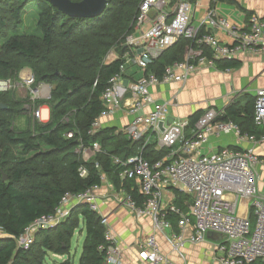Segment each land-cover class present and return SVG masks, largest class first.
Listing matches in <instances>:
<instances>
[{
  "label": "built area",
  "instance_id": "built-area-1",
  "mask_svg": "<svg viewBox=\"0 0 264 264\" xmlns=\"http://www.w3.org/2000/svg\"><path fill=\"white\" fill-rule=\"evenodd\" d=\"M209 1L217 4L219 0ZM135 31L139 34L126 38L128 52L121 71L110 79L109 87L102 95L105 112L94 122L89 133L95 135L102 128V117L127 109L132 119L121 131L134 142H144L141 153L125 161L114 159L115 164L124 167L121 178L133 179L140 195L145 198L140 206L132 194L121 189L114 196L116 202L138 220L148 217L153 221L155 232L143 238L140 259L144 264H173L163 254L156 235L157 232L171 230L169 217L172 215L178 218L179 225V231L168 238L174 252L182 254L187 245L205 243L208 234L214 233L223 237L218 244L219 251L228 253L219 259L222 264H254L257 261L264 264V191L259 186L262 159L254 150L225 147L208 152L213 136L235 134L241 137L240 127L232 122L218 121L221 113L211 110L198 121L196 130L186 136L190 121L174 119L168 124L169 105L156 101L152 93V87L156 85L188 81L201 66L218 69L220 62H242L249 55L264 53V21L252 14L250 28L244 29L212 7L207 17L195 24L191 0H144ZM217 31L225 34L229 41H221L215 35ZM182 39L195 43L185 60L169 66L162 78L149 73L148 69L154 61ZM206 51H210L211 56ZM127 60L128 65L136 66L144 73L140 79L127 80ZM35 83V77L29 75L26 84L31 87ZM12 87L9 81H0V92ZM40 87L42 91L46 88L49 91L45 84ZM126 93L130 96V103L124 102ZM149 107H152L151 112L145 113ZM35 116L42 119L43 110H36ZM255 123L264 128V89L256 94ZM150 135L157 136V150L169 152L156 163L147 160L142 153L150 143ZM178 144V149H175ZM93 149L101 152L98 143L93 145ZM80 171L82 176H88L86 169L81 168ZM99 188L67 194L53 214L27 228L18 240L19 247L29 250L37 232L60 226L77 207L89 206L99 214L100 197L95 192ZM167 192L192 198L190 211L186 212L167 201ZM242 202L247 206L246 216L240 214ZM252 215L255 224L251 220ZM102 224L106 241L110 244L105 249V264H123V248L111 232L113 228L108 218L102 217Z\"/></svg>",
  "mask_w": 264,
  "mask_h": 264
},
{
  "label": "trees",
  "instance_id": "trees-1",
  "mask_svg": "<svg viewBox=\"0 0 264 264\" xmlns=\"http://www.w3.org/2000/svg\"><path fill=\"white\" fill-rule=\"evenodd\" d=\"M108 1L100 17L73 18L47 0H0V71L13 76V72L28 66L33 69L37 84L53 87L51 99L42 102L50 107L51 120L39 125L42 130L39 141L34 140L30 130L13 133L10 130L12 114L4 110L0 102V150L6 146L5 152H0V264H44L49 252L69 256L78 231L86 232L79 262L66 259L57 264H105V249L110 244L105 238L102 217L89 206L75 208L72 216L56 229L41 231L40 239L29 250H22L18 240L36 221L53 214L67 194L101 187L103 176L117 189L132 194L140 206L144 203L145 198L140 195L135 181L122 179L124 167L114 162L116 158L125 161L141 153L144 142H134L117 129L101 128L95 135L89 133L105 112L102 95L110 79L125 63L124 56L128 52L125 40L135 31L142 0ZM4 3L13 4L8 5L12 6L8 17L1 12ZM29 9L34 11L38 35L24 36L18 32L23 23L22 15ZM192 47H195L192 40L182 39L154 61L148 72L162 78L169 66L185 60ZM113 51L117 58L107 62ZM206 54L211 56L210 51ZM239 66L240 62L224 61L218 64V69ZM4 96L0 94L1 101ZM255 104L254 98L245 104L234 103L217 120L232 122L240 127L242 135L260 139L264 130L255 123ZM66 119L72 121L68 123ZM200 119L197 114L189 121L196 125ZM75 130L78 131L75 138L65 136ZM95 143L100 145L101 152L92 161H84L76 152L79 144L91 147ZM154 145L142 150L143 156L152 163L168 153L155 151ZM11 146L21 148L25 155L36 154L12 163L8 157ZM43 147L47 150L42 151ZM81 168L87 170L88 176H82ZM251 220L255 224L253 215Z\"/></svg>",
  "mask_w": 264,
  "mask_h": 264
},
{
  "label": "crops",
  "instance_id": "crops-1",
  "mask_svg": "<svg viewBox=\"0 0 264 264\" xmlns=\"http://www.w3.org/2000/svg\"><path fill=\"white\" fill-rule=\"evenodd\" d=\"M235 1L236 2L218 1V3L215 4L209 0H191L195 13V24L203 21L207 17L209 9L212 7H214L220 15L229 18L244 29L250 28V17L252 14H256L264 21V0ZM137 34H139V32ZM215 35L221 41H229L226 35L219 31L215 32ZM115 57L114 54L113 59ZM127 68V80L129 81L138 80L144 74L136 66H127ZM261 89H264V53L247 56L240 62V66L234 69L220 70L201 66L197 73L193 74L188 81L183 83L156 85L152 87V93L156 101L169 105L170 118H173V120H190L197 114H200L202 118L211 110L223 113L234 103L245 104L250 98L256 99V94ZM129 97L130 96L126 93L124 102L130 103L131 100ZM151 110L152 107H149L144 112L150 113ZM45 112H47V118L45 117V119L48 120L50 117V110L47 109ZM131 119L132 117L129 115V111L123 109L118 115L102 117V128L117 129V131L120 132L131 122ZM195 128L196 125L190 123V127L186 129L185 135H191L196 130ZM261 130H264V128L262 127ZM148 138L150 140L148 145L155 144V151H159L157 150V136L150 135ZM178 147L179 144L175 149H178ZM225 147H230L232 149L236 148L235 150H254L263 161L260 171H264L263 136L260 139L248 135L239 137L235 134H228L220 137L213 136L210 139V145L207 147V151L216 152ZM168 154L169 152L166 155ZM135 185L137 187L136 182ZM106 186V184H102L99 188V192L103 196L106 195L104 191ZM260 188L264 191L263 185H261ZM108 192L110 194L108 193L109 195L106 196L107 198L105 197L106 199H103L100 204L99 215L108 218L110 226L115 229L124 252L123 264H144L139 257L140 244L145 236L155 232L153 221L148 217L138 220L127 208L119 205L112 198L108 199V196L111 197L115 194L112 188H109ZM165 198L184 211H190L192 198L189 196L167 192ZM243 206L247 210L246 203L242 202L240 211H242ZM174 217L169 219L172 225L171 230L156 233L163 254H165L173 264H222L219 262V259L222 255H228L227 251L221 253L218 249V244L223 241V237L220 239L207 237L205 243L187 245L182 254L174 252L168 240L172 233L179 231L178 218L176 219V217ZM173 220H176V222ZM192 221L193 223L195 222L193 218ZM83 232L85 233L86 239V232Z\"/></svg>",
  "mask_w": 264,
  "mask_h": 264
},
{
  "label": "rangeland",
  "instance_id": "rangeland-1",
  "mask_svg": "<svg viewBox=\"0 0 264 264\" xmlns=\"http://www.w3.org/2000/svg\"><path fill=\"white\" fill-rule=\"evenodd\" d=\"M143 1L144 0H142L141 3ZM8 5H13V4H11V3L5 4L4 3L2 5L1 12H2L3 16H5V17H8L11 14L10 9L12 8V6H8ZM30 10H33V9H29L28 11H25V13L22 15L21 19H22L23 23L18 29V32L24 36L34 35V34L38 35V32L36 31V28H35V19H34V16L32 15V13H34V11H30ZM139 11H140V8L138 10V15H139ZM138 15H137V18H138ZM136 24H137V20H136ZM135 33H136V31H134L132 34H135ZM114 54L116 57L113 59ZM116 58H117V54L114 53V51H113L110 53V55H108L107 62H112ZM125 59H126V55L124 57V60ZM126 65L130 66V65H128V60H127ZM0 74L2 75L0 78V81H9L13 85L12 89H10L6 92H0V94H3V96L5 95L7 97L6 98L4 96L3 101L0 100L1 104H3L6 107L4 110H6L7 112L10 111V114H12V126H11L10 130L13 133L30 130L35 137L34 140L37 139L39 141L41 134H42V130L39 129V125H41L42 123L43 124L48 123L51 120V109L48 105L42 104V102L48 101L51 99L53 87L49 84H45L48 86L49 91L47 88L42 91L40 86H42L43 83L37 84V80H36L35 74L33 72V69L31 67H28V66H25L23 69H21L20 71H18L16 73L13 72L12 73L13 76L10 75V73L5 74L2 71H0ZM29 75H33L35 77V80H36V83L34 85H31V87H30V85L26 84V79L29 77ZM16 76H18V77L16 78ZM36 91H38V92H36ZM46 95H47V97H45ZM39 109L43 110L44 117L42 119L35 116V111L39 110ZM47 109L50 110V112H49L50 117L48 120L45 119V117L47 118V112H45V110L47 111ZM117 115H118V113H117ZM70 118H72V115H70ZM71 121L72 120L66 119V122H68V123H70ZM76 135H78L77 130L68 131V133L65 136H67V138L71 137V139H72V138H75ZM1 142L2 141L0 140V143ZM7 146H10V145L7 144ZM3 147L5 148L6 146H3ZM4 148H2L0 150L1 154L3 152H5ZM46 150H47L46 147H43L42 151H46ZM9 151H10V155L8 157L10 158L12 163H14L15 161L18 162L20 159L31 158L36 154L35 152H32L30 154L25 155L22 152L23 150L21 148L15 147V146H11V148H9ZM76 152L82 157V159L84 161H92L93 158L95 157V155L97 154V152L94 151L93 146L86 147L84 145L82 146L81 144H79V147L77 148ZM116 159H118V158H116ZM103 184L107 185L106 188H104L106 195H104V196L101 195V193L99 192L100 189L95 191L97 193V195L100 197V199H99L100 204H101L102 200L103 199L105 200L106 199L105 197L110 194L108 192L109 188H112L114 190L113 193H115V194H113L111 197L108 196V199L112 198L113 200H115L114 196L120 192V190L117 189L109 181L107 176H104ZM261 185L264 186V171H260L259 186H261ZM57 227H53L49 230H54ZM82 232L78 231L76 233V235L74 236V238L72 240V250H71V254L69 256L60 255V256H62V257H60L59 254H56L54 252H49L45 258L44 264H57L59 262H63L66 259H72L74 261V263H78L80 260L82 251H83V243H84V239H85V233L84 232L82 233ZM111 232L114 234L115 237H117L115 229H113ZM39 234H40V232L36 233L35 241H34L33 245H35L38 242V239H40L38 237ZM0 235H2V234H0Z\"/></svg>",
  "mask_w": 264,
  "mask_h": 264
},
{
  "label": "water",
  "instance_id": "water-1",
  "mask_svg": "<svg viewBox=\"0 0 264 264\" xmlns=\"http://www.w3.org/2000/svg\"><path fill=\"white\" fill-rule=\"evenodd\" d=\"M54 7L59 9L62 13L73 18H97L100 17L108 7V0H82L80 2H74L72 0H47ZM2 108H6L2 106ZM173 121V118L169 119V123ZM161 128L163 125L161 124ZM7 175H4V180H7ZM209 238H218L221 236L209 233Z\"/></svg>",
  "mask_w": 264,
  "mask_h": 264
},
{
  "label": "bare ground",
  "instance_id": "bare-ground-1",
  "mask_svg": "<svg viewBox=\"0 0 264 264\" xmlns=\"http://www.w3.org/2000/svg\"><path fill=\"white\" fill-rule=\"evenodd\" d=\"M241 216H246V209L244 208V206H243L242 211H241Z\"/></svg>",
  "mask_w": 264,
  "mask_h": 264
}]
</instances>
